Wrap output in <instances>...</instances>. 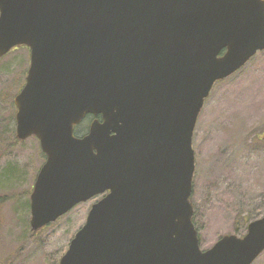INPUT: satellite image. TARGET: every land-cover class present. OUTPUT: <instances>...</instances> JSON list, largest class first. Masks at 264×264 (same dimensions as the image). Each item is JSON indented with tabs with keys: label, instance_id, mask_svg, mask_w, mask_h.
Segmentation results:
<instances>
[{
	"label": "water",
	"instance_id": "obj_1",
	"mask_svg": "<svg viewBox=\"0 0 264 264\" xmlns=\"http://www.w3.org/2000/svg\"><path fill=\"white\" fill-rule=\"evenodd\" d=\"M18 46L29 66L13 98L15 137H35L45 156L31 230L104 194L58 264H251L261 254L264 215L201 250L190 197L197 118L213 85L264 49L263 0H0V58Z\"/></svg>",
	"mask_w": 264,
	"mask_h": 264
},
{
	"label": "rangeland",
	"instance_id": "obj_2",
	"mask_svg": "<svg viewBox=\"0 0 264 264\" xmlns=\"http://www.w3.org/2000/svg\"><path fill=\"white\" fill-rule=\"evenodd\" d=\"M28 64L25 47L0 59V264H58L99 197L30 235L28 195L44 157L35 137L9 142L15 134L13 97ZM88 118L75 135L87 130ZM263 136L264 49L213 85L195 124L191 202L201 250L225 234L242 236L248 222L264 215ZM252 264H264V251Z\"/></svg>",
	"mask_w": 264,
	"mask_h": 264
},
{
	"label": "trees",
	"instance_id": "obj_3",
	"mask_svg": "<svg viewBox=\"0 0 264 264\" xmlns=\"http://www.w3.org/2000/svg\"><path fill=\"white\" fill-rule=\"evenodd\" d=\"M10 144H16V143H19V142H21V141H19L18 139H16V137H15V134H13V131H12V135H11V139H10ZM1 200V199H0ZM2 200H3V198H2ZM28 202V204L27 205H29V200L27 201ZM193 222H194V215H193ZM37 234V232H34V231H30V235L31 236H35Z\"/></svg>",
	"mask_w": 264,
	"mask_h": 264
},
{
	"label": "flooded vegetation",
	"instance_id": "obj_4",
	"mask_svg": "<svg viewBox=\"0 0 264 264\" xmlns=\"http://www.w3.org/2000/svg\"><path fill=\"white\" fill-rule=\"evenodd\" d=\"M263 1H264V0H263ZM87 117H89V116H86V118H87ZM90 118H91V117H90ZM87 119H89V118H87ZM98 197H101V196H98ZM97 199H98V198H97ZM97 199H96V200H97Z\"/></svg>",
	"mask_w": 264,
	"mask_h": 264
}]
</instances>
